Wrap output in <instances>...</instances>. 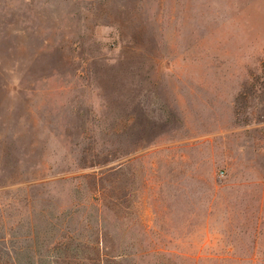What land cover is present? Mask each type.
Segmentation results:
<instances>
[{"label":"rangeland","instance_id":"rangeland-1","mask_svg":"<svg viewBox=\"0 0 264 264\" xmlns=\"http://www.w3.org/2000/svg\"><path fill=\"white\" fill-rule=\"evenodd\" d=\"M0 264H264V0H0Z\"/></svg>","mask_w":264,"mask_h":264},{"label":"trees","instance_id":"trees-1","mask_svg":"<svg viewBox=\"0 0 264 264\" xmlns=\"http://www.w3.org/2000/svg\"><path fill=\"white\" fill-rule=\"evenodd\" d=\"M7 254H9V256H10V252H8ZM9 258H11V256ZM105 258H106V261L115 262L116 260H119L121 258V255H117V256H108V255H105V257H103L101 259V263L105 261L104 260Z\"/></svg>","mask_w":264,"mask_h":264}]
</instances>
